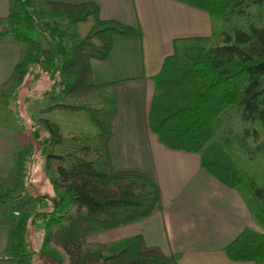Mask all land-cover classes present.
Returning <instances> with one entry per match:
<instances>
[{
	"label": "trees",
	"instance_id": "obj_1",
	"mask_svg": "<svg viewBox=\"0 0 264 264\" xmlns=\"http://www.w3.org/2000/svg\"><path fill=\"white\" fill-rule=\"evenodd\" d=\"M208 12L213 18L243 16L251 6L264 7V0H175ZM32 0H13L9 25L1 27L0 38L31 41L23 26L34 27L37 20L29 11ZM47 13L66 21V30L55 26L61 71L68 82L62 99L42 112L85 113L96 133L66 132L46 123L50 143L46 155L47 178L61 191L57 203L68 201L62 213L38 210L22 215L16 223L10 244L11 259L17 264H34L28 251L27 231L30 219L45 224L42 253L55 264H179V255L167 253L147 243L142 234L113 242L88 240L91 232L115 230L146 221L162 209L161 191L148 174L136 170H116L109 143L112 121L118 112L114 99L100 103L88 100L101 86L94 83L91 61H106L116 37L140 38V29L116 20H103L97 3L68 4L47 0ZM68 38L70 44L66 45ZM213 37L179 38L174 52L164 61L154 78L155 96L149 123L166 147L200 154L202 167L225 185L241 191L242 169L226 147L216 140L220 118L230 109H238L246 123L264 128V27L250 25L225 35L224 44L212 45ZM40 46V45H39ZM39 55V51H38ZM31 53L17 65L22 79L31 63ZM82 101V102H78ZM254 138L259 133L254 132ZM18 175H23L24 155L17 159ZM259 209L252 207L264 225V188L250 183ZM12 191L0 194L5 202ZM234 261L264 264V232L246 228L225 247Z\"/></svg>",
	"mask_w": 264,
	"mask_h": 264
},
{
	"label": "crops",
	"instance_id": "obj_2",
	"mask_svg": "<svg viewBox=\"0 0 264 264\" xmlns=\"http://www.w3.org/2000/svg\"><path fill=\"white\" fill-rule=\"evenodd\" d=\"M50 1L97 3L103 20H116L142 33L140 38L116 37L106 61H91L94 83L101 88L88 101L114 99L118 105L109 143L114 168L144 172L161 191V211L146 221L118 228L123 229L122 236L142 234L147 243L150 236H158L153 245L178 254L179 264H255L231 260L225 251L246 228L259 231L261 223L250 201L206 171L199 153L163 145L149 123L154 78L173 54L174 40L211 37L209 21L196 8L175 0ZM12 3L0 0V18L9 17ZM27 52L25 43L0 38V96L23 84L16 67ZM20 147L16 138L0 133V185L21 183L23 175L17 173ZM0 202V264H17L11 259L10 244L18 220L15 215L21 213L4 211L7 201Z\"/></svg>",
	"mask_w": 264,
	"mask_h": 264
},
{
	"label": "rangeland",
	"instance_id": "obj_3",
	"mask_svg": "<svg viewBox=\"0 0 264 264\" xmlns=\"http://www.w3.org/2000/svg\"><path fill=\"white\" fill-rule=\"evenodd\" d=\"M32 3V8H22L21 12L24 14L29 11L37 20L34 27L23 26V32L37 43L35 50L32 43H26V55H38L39 51L38 59L30 64L21 87L18 85L7 95L0 96V133L20 141L19 151L24 155L21 183L0 185V194L12 191L13 196L6 200L3 209L6 212L21 213L15 215L17 219L28 211L34 213L49 210L55 214L62 213L69 205L68 201L57 203L61 191L46 176V155L51 137L46 123L55 124L67 132L96 133L95 127L83 112H42L44 108L57 104L62 99L68 82L61 71L62 59L57 50L58 34L54 32L55 26L66 30L67 23L50 16L41 19L42 13H49L47 0H32ZM196 9L202 13V19L209 21L211 37L214 39L212 45L224 44L225 35L233 36L237 29L248 31L252 24L264 27V7L251 6L243 16L226 18H213L208 12ZM9 23L7 18L1 27ZM65 43L70 44L68 38ZM255 131L259 133L258 139L254 138ZM216 140L226 147L241 166L244 180L241 192L255 209H259L257 196L250 183L253 181L256 186L264 188V128L259 123L244 122L238 109H230L220 118ZM258 229L264 232V225L261 224ZM122 230H99L91 232L87 238L94 242H113L124 238ZM45 231V224L40 218L30 219L27 247L33 253L34 264H55L51 257L41 251ZM147 231L150 232V227ZM152 232L155 233V230ZM159 239L158 236H150L148 243L153 245V241L157 243Z\"/></svg>",
	"mask_w": 264,
	"mask_h": 264
}]
</instances>
